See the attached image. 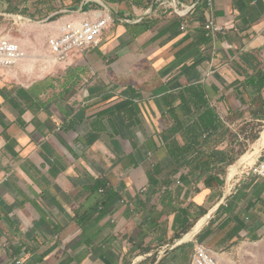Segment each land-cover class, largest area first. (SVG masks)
Here are the masks:
<instances>
[{
	"label": "crops",
	"instance_id": "obj_1",
	"mask_svg": "<svg viewBox=\"0 0 264 264\" xmlns=\"http://www.w3.org/2000/svg\"><path fill=\"white\" fill-rule=\"evenodd\" d=\"M179 1L196 8L180 17L165 15L170 0L147 10L139 0H0V28L7 16L48 11L68 14L63 23L91 11L115 20L100 46L56 61L55 71L70 67L61 76L25 82L0 69V264H191L196 243L228 264L231 245L264 239V180L230 183L222 162L210 169L227 171L224 184L199 179L190 164L227 157L226 140L174 173L163 146L183 140L162 116L165 95L199 84L230 130L250 121L244 113L263 112L255 98L264 88L245 80L264 74V0H212V9L209 0ZM131 100L133 116L120 110Z\"/></svg>",
	"mask_w": 264,
	"mask_h": 264
},
{
	"label": "trees",
	"instance_id": "obj_2",
	"mask_svg": "<svg viewBox=\"0 0 264 264\" xmlns=\"http://www.w3.org/2000/svg\"><path fill=\"white\" fill-rule=\"evenodd\" d=\"M50 6L56 9L53 1ZM48 12L40 15L49 16ZM35 14L39 15V13ZM29 16L33 18L34 14ZM61 16L62 15L49 16V19L56 21ZM202 21L205 22L206 20L203 18ZM238 83L239 81L237 84ZM245 84L247 87L255 86L260 89L264 88V74H262L261 77L248 76L245 80ZM262 98L263 97L260 95L255 98V101L259 103ZM240 100L245 103L243 98ZM162 101L164 104L162 116L166 120L168 133L175 137L176 135H180L183 140L180 142L176 138H173L163 146L173 162L174 173L179 172L183 164L190 161V156L192 154H199L200 152L206 153L208 146H217L226 138L227 134L231 133V130L225 127L216 109L211 107L208 99V92L205 86L201 84L182 86L178 91L165 95ZM260 103V105L264 107V103ZM137 108V104L134 100H131L128 104L121 106L120 110H125L133 116ZM235 119H237V117H235ZM233 143L234 141L230 140L232 148L227 157L220 158L211 154L206 158H196L193 160V164H190L195 170H202L199 179L206 177L205 183L207 187L218 186L225 183L218 175H226L227 171L221 168L219 173L214 174L212 173V169H210L212 164L222 162L225 163L226 168H228L235 164L241 156L246 154L245 152L234 154ZM158 147V144L154 143L152 140L150 148L157 150ZM99 185L102 186L105 185V183L100 182ZM113 196V193L108 192L107 199H111ZM221 209L222 207H220V210ZM204 213L205 212H202V215ZM188 231L189 229H185L183 233H187ZM177 238H182L181 233L177 234ZM190 246L193 247V244L191 243Z\"/></svg>",
	"mask_w": 264,
	"mask_h": 264
},
{
	"label": "rangeland",
	"instance_id": "obj_3",
	"mask_svg": "<svg viewBox=\"0 0 264 264\" xmlns=\"http://www.w3.org/2000/svg\"><path fill=\"white\" fill-rule=\"evenodd\" d=\"M106 2H109L110 4H113V2H122L127 0H105ZM141 4L139 7H142L144 9H149L152 7V5H156L158 3V0H139ZM178 2V1H177ZM159 4V3H158ZM114 6V5H111ZM168 7H166L165 10L169 13H176V10H184L182 6H176V2H173L170 0L169 3H167ZM117 12L119 10V7L116 5L114 6ZM102 9H104L102 7ZM142 11L139 13L138 18L141 16H144L145 13L148 11ZM119 12V11H118ZM24 16L25 19L18 16ZM32 15V14H30ZM149 16L151 15L148 14ZM153 15V14H152ZM151 15V16H152ZM50 16V15H49ZM49 16L45 15H38L34 14V17H29V15H22V14H16L15 16H7L6 19L3 18V24L4 28H0V36H11L15 39V41H20L23 45V50L26 53L30 55H25L26 58L30 57H38L36 61L32 59H26L27 63L19 64L16 68L13 69H7L12 70L14 76H19L18 72H20V81L25 82H32L38 78L43 77H58L61 76L60 72L70 70L69 69H61L58 71L56 70V61L55 59H51L52 56L50 54V48H49V38L54 33L53 28L55 25H57L60 19L62 17L64 18L67 15H62L59 17L58 20L52 21L49 19ZM123 18V20H128L133 23H136L133 18L130 17H124L123 15H117ZM49 19V20H48ZM140 21V20H139ZM127 23V22H126ZM129 24V23H128ZM47 53V54H42ZM32 54V55H31ZM42 54V55H40ZM79 56V55H78ZM47 62H46V60ZM75 58H78L77 56ZM36 59V58H35ZM40 60H43L44 64L42 65V62H39ZM72 62V59L66 62H60L61 64H66ZM56 63V64H55ZM46 70L45 73L43 70ZM71 69H74L73 67ZM28 74V76L23 75V73ZM73 72V71H72ZM262 100L259 101L258 105H260V102L264 103V95H262ZM246 112V111H245ZM236 115V114H235ZM233 116L231 119H235L236 116ZM229 118V116H227ZM247 118V120L250 121H241V123H237V126L233 127V130H231V133L226 135V140L230 144V140L234 141L233 149L235 151L234 154H238L239 152H252L254 156H259L258 159L264 157V148L259 150H254V145L262 138L264 134V107L263 112H261L259 115H254L253 112H250L249 114L244 113L242 118ZM261 119L262 121H255L254 119ZM252 120V121H251ZM231 147V146H230ZM232 148V147H231ZM230 148V150H231ZM242 159V156L237 160L240 161ZM258 162V160H257ZM251 168L245 171L244 174L238 176L236 180L240 178H246L249 180H256L259 177L254 176L252 173L250 174ZM229 174V172H228ZM227 174V175H228ZM250 174V175H249ZM184 238V237H183ZM229 256L230 261L228 264H264V239H261L260 241H256L253 243H248L246 240L242 241L240 243H236L235 245H231L229 247ZM189 252H193V248L189 249ZM217 253L219 251H216ZM219 261L223 258L220 254H216ZM223 260V259H222ZM221 263V262H220ZM224 264V263H221Z\"/></svg>",
	"mask_w": 264,
	"mask_h": 264
},
{
	"label": "built area",
	"instance_id": "obj_4",
	"mask_svg": "<svg viewBox=\"0 0 264 264\" xmlns=\"http://www.w3.org/2000/svg\"><path fill=\"white\" fill-rule=\"evenodd\" d=\"M176 6H182L184 10H176L177 15L186 17L193 11L194 7H187L178 0ZM209 6L213 8L212 0H209ZM186 13V14H185ZM115 23L113 16L108 12L91 11L81 19L69 20L58 26L56 33L49 38L50 54L58 62L71 60L76 54H83L85 51L96 48L101 45L104 34ZM187 27L183 26V30ZM206 29L215 35L221 31L215 19H210ZM25 52L18 41L11 36H0V69L16 68L25 58ZM250 174L264 180V157L258 159L256 165L251 168ZM249 174V175H250ZM18 264H21L18 261ZM191 264H221L217 258L216 252L203 243H196L191 259Z\"/></svg>",
	"mask_w": 264,
	"mask_h": 264
},
{
	"label": "bare ground",
	"instance_id": "obj_5",
	"mask_svg": "<svg viewBox=\"0 0 264 264\" xmlns=\"http://www.w3.org/2000/svg\"><path fill=\"white\" fill-rule=\"evenodd\" d=\"M18 17H20V16H18ZM23 19H25V18H23ZM60 22H61V24L63 23L62 21H59V24L55 25V27L53 28L54 33L52 35H54L56 33L55 28L60 25ZM20 45L23 47L21 42H20ZM51 56H52L51 59L54 58L55 61H57L53 55H51ZM254 148H255L254 150L258 149V151L264 148V134H263L262 138L254 145ZM258 157L259 156H254V154L252 152H247L245 155L242 156V159L240 161L233 164L229 168V174H228V180L230 181V183H233L238 176L244 174L245 171H247L248 169L253 168L257 163Z\"/></svg>",
	"mask_w": 264,
	"mask_h": 264
},
{
	"label": "water",
	"instance_id": "obj_6",
	"mask_svg": "<svg viewBox=\"0 0 264 264\" xmlns=\"http://www.w3.org/2000/svg\"><path fill=\"white\" fill-rule=\"evenodd\" d=\"M21 16V15H20ZM21 17H23V18H25L24 16H21ZM49 20V19H48Z\"/></svg>",
	"mask_w": 264,
	"mask_h": 264
}]
</instances>
